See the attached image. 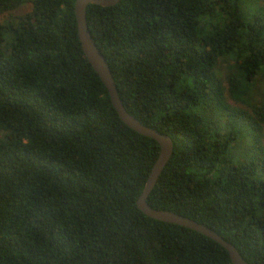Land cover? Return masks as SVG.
Wrapping results in <instances>:
<instances>
[{
    "label": "trees",
    "instance_id": "obj_1",
    "mask_svg": "<svg viewBox=\"0 0 264 264\" xmlns=\"http://www.w3.org/2000/svg\"><path fill=\"white\" fill-rule=\"evenodd\" d=\"M75 1L0 0V264H232L137 208L159 146L118 117ZM243 5L122 0L86 20L126 111L173 143L147 204L264 264V6Z\"/></svg>",
    "mask_w": 264,
    "mask_h": 264
},
{
    "label": "water",
    "instance_id": "obj_2",
    "mask_svg": "<svg viewBox=\"0 0 264 264\" xmlns=\"http://www.w3.org/2000/svg\"><path fill=\"white\" fill-rule=\"evenodd\" d=\"M120 1L122 0H76L74 4V14L78 39L84 56L105 86L111 104L118 114V117L128 128L146 138L154 140L159 146L158 157L154 162L145 182L144 188L137 199V208L148 218L187 228L216 242L227 251L232 264H248L240 256L237 249L231 243L225 241L218 233L206 225L200 224L174 212L154 209L147 204V198L149 194L156 185L160 175L162 174L172 155L173 143L169 136L159 132L156 129L145 126L126 111L119 98L117 88L115 86L106 58L103 56L94 42L86 20V8L88 5L112 7L118 4Z\"/></svg>",
    "mask_w": 264,
    "mask_h": 264
},
{
    "label": "rangeland",
    "instance_id": "obj_3",
    "mask_svg": "<svg viewBox=\"0 0 264 264\" xmlns=\"http://www.w3.org/2000/svg\"><path fill=\"white\" fill-rule=\"evenodd\" d=\"M243 2V6H245V8L247 9V11H255L256 8L253 6H257V7H262L264 6L263 2L260 0H242ZM29 10V6L25 5L23 8H21L20 10H18L16 13H14V15H22L25 12H27ZM8 15L4 14V15H0V23L5 21L7 19Z\"/></svg>",
    "mask_w": 264,
    "mask_h": 264
}]
</instances>
